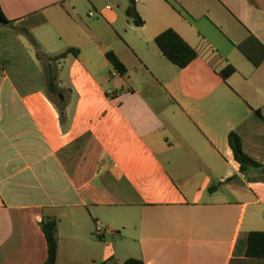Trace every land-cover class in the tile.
<instances>
[{"label": "crops", "instance_id": "0c3cea01", "mask_svg": "<svg viewBox=\"0 0 264 264\" xmlns=\"http://www.w3.org/2000/svg\"><path fill=\"white\" fill-rule=\"evenodd\" d=\"M129 4L0 0L17 28L0 25V264H44V216L56 264H264L245 255L264 230V181L227 141L264 165V59L236 47L250 34L264 46V0H136L140 26ZM166 28L198 52L182 68L154 43ZM23 30L44 53L79 49L55 62L62 120Z\"/></svg>", "mask_w": 264, "mask_h": 264}, {"label": "trees", "instance_id": "16d2710c", "mask_svg": "<svg viewBox=\"0 0 264 264\" xmlns=\"http://www.w3.org/2000/svg\"><path fill=\"white\" fill-rule=\"evenodd\" d=\"M135 3L136 0H130V4L126 8V14L135 26H140L143 24V19L136 11ZM10 23L11 21L7 19L0 6V25L8 24L11 28L17 30V28L12 26ZM22 32L26 35L29 43L35 51L36 58L43 66L46 88L50 93L55 95V104L59 110V115L62 120L64 119V108L67 98L64 91L57 85L55 62L60 58L65 57L68 53H72L74 56H77L79 54V49L69 47L56 54H47L41 51L40 45L30 32L27 30H23ZM154 43L157 45L163 56H165L178 68L186 66L198 54V52L172 28H166L158 33L154 37ZM236 47L254 66L260 64V62L264 59V46L251 34L244 40L237 43ZM105 56L111 63L113 69L121 76H125L127 69L118 56L111 50H107L105 52ZM234 71L235 67L228 64L220 70V74L223 78H225ZM227 141L232 150L234 159L239 164V170L246 174L248 170L256 169L258 176L254 179L264 181V165L256 161L243 150L239 135L230 131L227 134ZM214 188L215 186L212 185L208 187V190L212 191ZM40 227L45 237L47 246V256L44 264H56V220L54 218L44 216L41 219ZM245 255L248 257H264V230H250L247 233ZM114 264H144V262L140 258L128 257L120 263Z\"/></svg>", "mask_w": 264, "mask_h": 264}, {"label": "built area", "instance_id": "2783aa9c", "mask_svg": "<svg viewBox=\"0 0 264 264\" xmlns=\"http://www.w3.org/2000/svg\"><path fill=\"white\" fill-rule=\"evenodd\" d=\"M109 233H112V234H116L117 232L113 229H108L107 230ZM105 232V229L103 227V224L101 223H98L95 225L94 227V230H93V233L96 235V236H101L103 235V233Z\"/></svg>", "mask_w": 264, "mask_h": 264}]
</instances>
